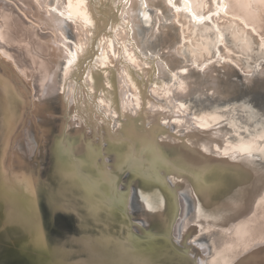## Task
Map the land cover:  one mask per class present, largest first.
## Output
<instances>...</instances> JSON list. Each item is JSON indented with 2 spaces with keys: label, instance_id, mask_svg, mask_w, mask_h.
<instances>
[{
  "label": "rangeland",
  "instance_id": "obj_1",
  "mask_svg": "<svg viewBox=\"0 0 264 264\" xmlns=\"http://www.w3.org/2000/svg\"><path fill=\"white\" fill-rule=\"evenodd\" d=\"M239 1L249 3V0H198L196 8L192 0H0V4L11 8L13 14L43 39L39 40L45 48L41 60L54 69L51 72L57 80L55 91L46 99L50 112L44 113L43 105L32 107L26 118L30 122L25 128L27 135L24 138L18 134L15 145L19 144L15 156L12 154L13 168L18 175L29 176L42 196L51 193L48 195L51 202L47 203L44 197L41 200L43 212L37 211L32 216L29 208L34 206V200L28 198L22 213L12 190L4 191L0 185V264H21L17 245L22 237H35L36 223L39 233L43 234L47 229L48 211L44 205L51 206L55 213L64 207L65 195L75 193L69 186L68 177L58 172L62 166L55 163L53 154L55 142L66 133L75 137L74 153L85 172H88L86 166H94L97 172L92 176L105 179L109 190V184L121 171L117 185L123 188L120 193L122 202L119 203L122 218H104L110 222L99 224L91 221L100 235H105L103 241L107 250L105 239L113 240L116 250L128 261L125 252L135 236L133 232L127 226L125 233L117 235L116 239L107 232L118 226L126 229L127 221L123 217L131 196L135 198V206L130 211H133L131 215L136 224L144 231L152 228L157 231L171 224L174 209L178 215L179 206L175 203H178V192L181 213L182 197H185V204L189 201V206L184 216L179 213V222L175 221L176 225L179 223V240L176 234L173 239L180 247L186 239L189 250L175 247L172 250L165 242L167 249L161 252L154 237L150 240L152 251L136 252L133 263L168 264L170 258L171 261L183 260L177 264H194L186 261L185 252L188 250L190 256L195 255L196 261L203 256L206 264H264V134L252 136L264 132V49L256 46L264 41V3L258 0L251 3L257 21L253 23L239 11L236 6ZM134 3L135 12L132 13ZM31 5L37 8V14ZM54 16L60 19L64 31L55 23ZM234 30L244 32L243 36L234 39ZM42 31L43 36L40 35ZM54 48L63 55L57 57L61 66L51 54ZM164 54L180 61L172 64L176 68L169 67L161 58ZM201 55L205 57L198 62ZM8 62L10 60L0 51V179L4 174L2 154L10 146L8 141L24 108L22 96L11 83V74L15 71L9 70ZM66 63L67 70L71 71L68 93L60 86L62 73L67 72ZM116 64L129 78L125 100L130 97V90L133 93V100L124 101L122 117L126 119L125 113L131 114L134 120L129 126L123 125L122 118L110 106L109 93L89 83L92 78H101L104 72H117ZM213 73L219 92L216 84L211 86L213 82L209 81ZM186 82H192L193 86L190 93L182 95L180 84ZM202 82L203 87L200 85L199 90L198 84ZM221 118L224 119L222 127ZM75 122L82 127L74 125ZM43 125L51 129H43ZM121 125L125 127L123 130ZM107 129H110V136L122 137L129 144L133 142L140 157L156 159L165 156V165L175 167V170L163 176L168 178L176 193L170 192V186L159 176H156V183L147 184L137 174L144 169L148 174L159 172L161 175L165 167L159 171L147 161L140 167L124 169L131 156V146L123 144L122 148L103 149L109 147ZM205 131L213 134L211 140L203 141ZM258 145L260 150H255ZM52 164L53 170L50 168ZM180 167L196 172L192 173L195 185L188 183L181 171L178 172ZM29 188L27 192L31 196L33 186ZM191 193L197 199V206ZM75 205L82 209L78 199ZM53 220L51 239L62 243L69 225L57 213ZM147 237L135 236V250L148 246ZM47 238L37 239L31 245L26 243L22 255L26 258L28 254H34L37 247L48 246ZM78 245L80 251H85L84 245L79 242ZM95 246L92 244L93 249ZM63 248V244L56 246V250H62L58 252L62 257ZM56 250L50 248L48 252L58 258L54 253ZM153 251L158 259H162V255L166 258L146 261L149 256L155 257ZM59 262L62 261L59 259Z\"/></svg>",
  "mask_w": 264,
  "mask_h": 264
},
{
  "label": "bare ground",
  "instance_id": "obj_2",
  "mask_svg": "<svg viewBox=\"0 0 264 264\" xmlns=\"http://www.w3.org/2000/svg\"><path fill=\"white\" fill-rule=\"evenodd\" d=\"M258 1H259V3L260 2L264 3V0H258ZM192 2L194 3V5L197 8L198 0H192ZM251 3L255 4L256 1L255 0H249V3H243L242 1L241 2L239 1L236 6L239 8V11H241L242 15L247 20L252 21L253 23H257L255 15H254L255 13L251 9ZM23 4H26V2L23 1ZM65 5H67V3ZM31 6L34 9V12L37 14V8L35 6H33V5H31ZM135 6L136 5L134 3V5L132 6V9H131L132 13L135 12L134 11ZM69 8H70V6H69ZM22 10H24V9H22ZM234 10H236V9L234 8ZM24 12L26 13V11H24ZM0 19L2 21V24L0 26V51L4 54V56L6 58H8L10 60V62H8L7 64L12 69L10 68L9 70H14L15 71V73H13V75L16 74L15 77L11 74V83L15 84L14 87L18 91V94L20 93V95L22 96L23 107H24L22 109V111H21V117L16 123L17 125H16V128L14 129V133H13L10 141H8V144L10 142V144H9L10 146L2 154V156H3V164H4V174L2 175V178L0 179V185L4 189V191H8L9 192V191L12 190V192L14 194V197L17 200H19V205L21 206L20 207V211L22 213H24V211H25L23 208H24L25 205L27 206L26 202H27L28 198L33 199L34 200V202H33L34 206L31 207L29 205L31 207V208H29L30 212H31V213H29V215L33 216V215L36 214L37 211L39 213L43 212V206L41 204V200L44 199V197H45V201L47 203L51 202V196L50 197L48 196L51 193H47L46 196H42L38 192V190H36L37 189L36 183L29 176H26V175L25 176L24 175L19 176L18 173L14 170V168H13L14 166L12 164V158H13V155L15 156V152L17 150L16 146L19 144V143H17V145H15L16 144L15 140L18 138V134H20V133H21V135H23L24 138L26 137V135H27V133H26L27 130L26 129L28 128L27 125H28V122H29V121H27V119H28L27 116H29V111H31L32 107L35 104L36 105H43L45 107L44 113L45 112H50V109H49V107H48V105L46 103V99L51 95V92L55 91V89H56V82L55 81H57V80L55 79V76L51 72L54 69L51 70L49 65H46L45 62H43L41 60V57H44L45 48H44L43 45H41L39 43V40L41 41L43 39L37 35L36 31L33 28H28V26H26L25 23H23L22 19L20 17H18V15L13 14V11L11 10V8H8L7 5H5L4 3L0 4ZM54 20H55V23H57L58 27L62 31L63 28L61 27L60 19L54 16ZM24 22H26L25 19H24ZM26 24H30V23L26 22ZM40 29H41V27H40ZM41 30H43V29H41ZM42 34H45V33H43V31H42V33L40 35H42ZM232 34H233L234 39H240L243 36L244 32L242 34L241 31H235L234 30ZM118 35H119L118 37L120 38V34H118ZM44 37L46 38V36H44ZM24 40L26 42H23ZM58 41L62 42L60 39ZM257 45H259V48L264 49V41L261 40L258 44H256V46ZM250 48H252V47H250ZM262 51H263V55L262 56L264 58V50H262ZM113 52H116V50L114 49ZM51 54H53V56L55 58V61L57 62V63L56 62L55 63L59 64V62L57 61V57H61V56L63 57V55L60 54L59 51L56 50V48H54V50H52ZM204 57L205 56H203V55L198 56L197 61L201 62V60H203ZM161 58L164 59V61L169 65V67L176 68V66H173L172 64L173 63L178 64L180 62L179 60H173L169 54L161 55ZM51 59H52V57H51ZM11 60H13V63H11ZM52 61H51V63H52ZM113 64H115V62ZM67 65L68 64L66 63L65 68H66L67 72L64 71V73H62L63 74L62 75L63 79H61V80H63V81H60V86H61V88H63L62 90L67 91V93H68V90H69V88H68L69 87V79H68L69 76L68 75H70L71 71L69 69L67 70ZM59 66H61V64H59ZM53 67L54 66H52V68ZM116 68H117L116 69L117 72L113 71V72H111V74H108V73L104 74L105 72L104 73L101 72V73H103L101 75V78H99V77H96L97 79L96 78H92V80H89V83L91 85L94 84L99 89H103L106 93H109L108 94L109 96L107 98L109 99L108 101H109L110 106L113 109H115L116 113H118L120 118H122L124 116L125 104L128 103L129 101L133 100V97H132L133 93L130 90L129 91L130 92L129 93L130 97L129 98L127 97L128 99L125 100L124 94H127L125 90H126V86L129 85V84H127V82L129 81V78L125 74L124 71H121V69L117 66V64H116ZM212 72H215V70H213ZM214 74L215 73L211 74V79L209 81H210V83L213 82L211 86H214L216 84L215 86H216V90H217V86L218 85H217V83L214 84V82H217V81H216L215 77H212V75L215 76ZM17 75H18V77H17ZM195 75H196V73H195ZM207 75H208V73H207ZM16 77H17L18 80H16ZM198 80H199V78H198ZM197 82H199V81H197ZM203 82H202V84H198V89H199L200 85H202L201 88L203 87ZM207 83H209V82H207ZM191 86H193L192 82H188V83L186 82L184 84L181 83L180 84V91H179L180 94H182V95L185 94L186 95L187 92L189 91V89L191 88ZM204 86H206V84ZM129 88H131V87H129ZM195 89H197V88H195ZM212 91H214L213 88H212ZM6 92H7V90H6ZM34 92H35V95L33 97V93ZM196 92H197V90H196ZM189 93H190V91H189ZM216 94H218V93L216 92ZM219 95H221V94H219ZM38 97L42 98L41 101L38 100ZM124 101H126V103ZM106 103H104V104L106 105ZM71 108H72V104H71ZM125 115H126V119L122 118V120L124 121L123 125H126V126L128 125L129 126L130 125V121L134 120V118L131 117V114H128V113L126 114L125 113ZM31 123H34L33 120H31ZM70 125L73 126V123H71ZM74 125H77L78 127L79 126L82 127L81 124H79L78 122H75ZM123 125H121L122 126L121 127L122 130L125 128V127H123ZM43 129L47 130V129H51V128L48 125L47 126L43 125ZM107 132H109L107 134L108 135V140H109L108 141L109 147L108 148L106 147V148H103V149L110 151L111 147L118 146V147L122 148L123 144L131 146V148H130L131 156H130L129 161L127 162V164L124 165V167H123L124 169L129 170V169H131L133 167L134 168L135 167H140L141 163L149 161L151 164L155 165V167L159 171H163L164 167L166 168L164 170V172H162V173L160 172L162 176L163 175L166 176L165 173H167V172H173L172 169L175 170V167L172 168L171 166L165 165V163L167 161L164 158L165 156H163L162 158H156V159H154L152 156H148L147 158H145V156H143V157L141 156L140 157L139 152L135 148L136 146L135 147L133 146V142H131L129 144L122 137L118 139L117 137L115 138L113 136H110V129H107ZM90 133H89V136H92ZM73 137H74V135H72V134H67V133H66V135L62 134L60 136V138L55 142V147L53 149L54 150L53 154H54V156L56 158L55 159L56 160L55 163H59L62 166V168L59 166L58 172H63V174H65L68 177L69 184H70L69 186H71L73 191H74V188H76V187L79 190V192H80L79 195L81 197H78V200H79V203L81 205V208L90 217V218H87V219L99 224V223H103V222H110V221H105L104 218H109V219H112V220H114L117 217H118V219L120 217L122 218V212H120L121 211V208H120L121 205L119 203L122 202L121 197H120V193L123 190V188L121 186L117 185V183H118V181L120 179V176H121V171L117 172L118 174L116 172H113L114 174H117L118 176L112 183L109 184V188H110V190H109L108 189V184L104 182L105 179L101 180V178H99L97 175H93L94 177L92 176V174H95L97 172L96 168L94 166H92V165L86 166V169H88V172H85V169L82 168L81 162L76 158L75 153H74V142H75L74 138L75 137L74 138ZM20 139H21V136H20ZM17 141L20 142V140H17ZM25 144H26V142H25ZM97 145H99V144H97ZM95 150L97 151V149H95ZM89 163H91V162H89ZM186 168L187 167H184V168L180 167L178 172L181 171L183 176L187 180H189L188 183L191 182L190 183L191 185H195L194 176L192 175V173L196 174V172L188 170ZM109 174H111V173H109ZM137 174L139 175V179L143 178L144 181L147 184H149L151 182L152 183H156L158 181V179H156V176H159V177L162 178V180L165 181V183H167L169 185L168 178H166L165 176L162 177L159 174V172L157 174H148V173L145 172L144 169H140V171L137 172ZM113 178H114V176H113ZM161 178H160V180H161ZM172 178H175V175ZM26 180H28V181H26ZM111 181L112 180H110V182ZM121 183H122V181H121ZM171 185H173V184H171ZM30 186H33L32 190L34 191V193L31 196L27 192V190H28V188ZM170 188H171L170 192L176 193V191H175V189H173V187L170 186ZM183 198H185V197L181 198L182 199L181 200L182 201V203H181L182 204V213H181L182 215L181 216H184L185 211H187L186 208L189 206V201H187V203L185 204V201H183L184 200ZM130 202H131L130 203V205H131L130 207L133 209V207L135 206V198L131 196ZM175 203L178 204L176 201H175ZM177 207H178V205H177ZM176 211L177 210L174 209L173 212L171 213V217L170 218H172V220H171V224L169 226H167L166 228L157 230V231H160V232H157L156 230H154L152 228L147 233L144 232L145 235H144V233H142V235H140V236H148L146 238V241H148V246L147 247L142 246L141 249L139 251H137V250H135L136 249L135 248L136 247L135 246L136 245L135 244V236L136 235L134 236V238L131 239L130 247H127L128 249L126 250V252L124 251L125 255H127V257H128L127 258L128 261L122 257V255H121V253L119 251L116 250V248H115L116 245H115V242L113 240L108 241V240L105 239L106 245L108 246V250L106 249V252L108 253L111 250L112 253H113V258H114L115 262L118 263V264H136V262L135 263L132 262L133 258H135L136 252H141L142 253L145 250L148 253L151 252L153 247H152V243H150V242L153 240L152 238H154V237H156L155 241L157 240L159 242L157 244L159 250L161 252H162V250H166L167 249L166 246H167L168 243L166 244L165 243L166 240H163V239H166L167 234L169 233V230H171V228L175 227V225H174L175 221H176L175 217L177 216V212ZM124 213L126 214L127 211H125ZM39 217H40V215H39ZM38 223H39V221H38ZM46 224H47V222H46ZM34 226H35L34 229H36V231H37L36 232L37 234L35 235V237H33V238L30 237L29 238L27 235H25L24 237H22L23 239L17 245L18 248L20 249L21 253L25 252V250L23 248L26 247L25 246L26 243L29 242V244L31 245L32 243H35L37 241V239L40 240V238H42V237H48L47 229H45L44 233L41 234V231L39 233V231L37 229V227H38L37 223ZM127 226L130 228V226L128 225V222H127V225H126V229H120V226H118V227H116V230L111 229V231H108V232H110V234H111V232H114V231H116L119 234L125 233V231L127 230ZM178 226H179V223H177V225L175 227V234L177 236V239L179 240V227ZM120 230L123 231V232H121ZM130 232H133V235L136 234L135 230L134 231L130 230ZM34 233L32 234L33 236H34ZM29 236H31V235H29ZM112 239H113V237H112ZM112 245H114V246H112ZM182 245L183 246H181V247H183L184 249H188L187 248L186 239L183 240ZM90 246H92V245H90ZM153 246H154V244H153ZM47 248H48V246L43 247V248L39 246V247H37L34 250V254L33 253L31 255L28 254V256L26 257V259L28 261V264H60L59 255H58V258H55L53 256V254L48 252L49 250L47 251ZM147 248H149L150 251H148ZM171 248L173 250L172 246H171ZM90 249H91V251H93L92 250L93 247L90 248ZM37 250H39V252ZM163 253H164V251H163ZM185 254H187V257H185L187 263L188 262H192L194 264H206L205 259L203 258V256H201L198 259V261H196L194 259L195 255L192 254V256H190V253L188 251L185 252ZM152 255H155V258L159 257L154 251H153ZM188 256H190L191 259ZM168 262L170 263V262H174V261H171L170 258H169Z\"/></svg>",
  "mask_w": 264,
  "mask_h": 264
},
{
  "label": "water",
  "instance_id": "obj_3",
  "mask_svg": "<svg viewBox=\"0 0 264 264\" xmlns=\"http://www.w3.org/2000/svg\"><path fill=\"white\" fill-rule=\"evenodd\" d=\"M178 107L179 106H177V108ZM221 120L223 121L222 122L223 124L221 125V127H222V126H224V119L221 118ZM261 133L264 134V132H259V133H256V134L252 135V136H255V135L261 134ZM205 134H206V137L203 138V141L211 140L210 137L213 134L210 133V132L208 133V131H205ZM199 136H200V142H201L202 136H201V134L198 135V137ZM262 139L260 140L261 143L263 142ZM259 148H260V145H258V147L255 150H257ZM254 151H253V155L256 157L257 155H256V153ZM255 157H254V163H255ZM215 158H217V157L215 156ZM255 165H256V163H255ZM53 167H54V165L52 164L50 166L51 170H53ZM74 191H75L76 194L70 192L69 194L67 193L65 195L64 207L62 209H59V211L55 212L64 220V222L67 223V225H69L68 229H66V231L64 233L66 238H65L64 242H62V243L61 242L58 243L56 240H52L51 239V233L53 231L52 229L54 228V220L53 219H54V214L55 213H54L53 209L51 208V206H48L47 204H46V206L44 205V208L48 211V213H46V216H47V233H48L47 245H48V248H49V249L47 248V251L50 250V248L53 249V250H56V246H60V245L63 244V247H64L63 248V251H64V256L63 257L61 255H59V253H58L60 250L58 251V249H57L56 252H54L56 255H59V258L62 261L61 264H116V262H115V260L113 258L112 251L110 250L108 253L106 252L105 243L103 241L104 238H105V235L101 236L99 231H98V229H97V227L93 223H91V221H89L87 219L88 216L85 215L87 213L83 212L82 209H78L79 207L75 205L76 200L78 199V197H81V196L79 195L80 192L77 189V187L74 188ZM130 196L131 195L129 193V197ZM192 196H193L192 198L195 201L196 206H197V199L195 198V196L193 194H192ZM177 198H178V204L177 205L179 207H178V215L175 217L176 218V222L178 221L179 213L181 214V211H180L181 205L179 204L178 192H177ZM127 202L128 201H126V204H127ZM71 204H73L74 207H72ZM127 207H128V210H127L126 214L124 213L125 217H123V220L124 219L127 220L128 225L130 226V230H133V231L135 229L137 230V231L135 230L136 234H134V235H136L138 237H141L140 235H142V233H144V232L147 233L148 231H144L142 228H139L138 224H136L135 219L132 218V215H131L132 211H130L131 210L130 198H129V202H128ZM195 212H194V214H195ZM195 216H196V214H195ZM48 218H49V220H48ZM197 219H199V218H197ZM197 219L195 221L199 222ZM122 221H121V223H122ZM176 222L174 224L175 226H176ZM121 232H123V231H121ZM111 233H112L113 239H116L117 235L119 234L116 231L111 232ZM145 233H144V235H145ZM119 237H121V235ZM173 237H176L175 236V227L171 228L170 232L167 234L166 239H163V240H166V242L169 245H171L172 247H175L176 249L183 248V247H180L178 244L175 243ZM78 242H79V244L81 246L84 245L83 247H85V251H83V252L80 251ZM94 243L97 246H95L93 251H91L90 248H92V246H90V245H92ZM86 248H88V249H86ZM61 252H62V250L60 251V253ZM19 255L22 258L21 259V264H28L27 259L22 255L20 249H19ZM161 257H162V259H158V258H155V257L151 258L149 256V257H147L146 261H148V262H151L153 260L160 261V260H163V259L166 258L163 255L160 256V258ZM177 262L180 263V262H183V260L182 259L181 260L178 259V261H174V263H176V264H177ZM169 264H171V262Z\"/></svg>",
  "mask_w": 264,
  "mask_h": 264
}]
</instances>
